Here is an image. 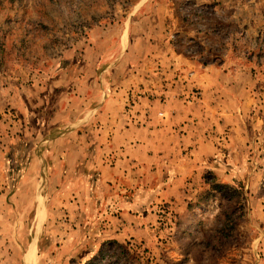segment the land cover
<instances>
[{
	"label": "rangeland",
	"instance_id": "rangeland-1",
	"mask_svg": "<svg viewBox=\"0 0 264 264\" xmlns=\"http://www.w3.org/2000/svg\"><path fill=\"white\" fill-rule=\"evenodd\" d=\"M211 67L264 83V0H0V264H264L247 182L213 190L205 172L164 198L154 169L114 183L106 158L71 168L50 143L122 83L127 113L173 90L195 102ZM125 203L149 225L114 243Z\"/></svg>",
	"mask_w": 264,
	"mask_h": 264
},
{
	"label": "crops",
	"instance_id": "crops-1",
	"mask_svg": "<svg viewBox=\"0 0 264 264\" xmlns=\"http://www.w3.org/2000/svg\"><path fill=\"white\" fill-rule=\"evenodd\" d=\"M228 68L211 67L196 74L202 96L195 102H185L173 90L164 102L141 98L130 113L126 105L131 85L122 83L111 97L88 105L76 127L50 143H62V159L68 167L74 164L71 168L92 157L104 165L106 158L111 164L105 170L118 176L110 177L114 183L119 177H133L136 168V183H144L142 170L154 169L153 178L165 184L164 198L182 195L187 185H201L208 171L223 183L247 182L255 214L264 218V83L244 67ZM131 113L143 124H135ZM130 204L121 205L122 211L111 218L114 226L103 230L107 238L122 240L149 225L148 214L131 212ZM255 242L262 248L264 233Z\"/></svg>",
	"mask_w": 264,
	"mask_h": 264
},
{
	"label": "trees",
	"instance_id": "trees-1",
	"mask_svg": "<svg viewBox=\"0 0 264 264\" xmlns=\"http://www.w3.org/2000/svg\"><path fill=\"white\" fill-rule=\"evenodd\" d=\"M208 174H211L212 176H213V180H211V181H206L207 183H209L210 185L212 184V187H214L213 188V190H215L216 188L215 187H217V188H219V189H221V190H223V189H225V188H227V189H234L233 188V186L230 184V183H223V182H220L219 180H218V177L213 173V172H211V171H208L207 172ZM208 194L210 193V192H207ZM114 243H120V242H118L117 240H115V241H113Z\"/></svg>",
	"mask_w": 264,
	"mask_h": 264
},
{
	"label": "bare ground",
	"instance_id": "bare-ground-1",
	"mask_svg": "<svg viewBox=\"0 0 264 264\" xmlns=\"http://www.w3.org/2000/svg\"><path fill=\"white\" fill-rule=\"evenodd\" d=\"M33 249H34V247L31 249V251H33ZM33 255H35V254H33ZM30 257H31V255H29ZM34 257V256H33Z\"/></svg>",
	"mask_w": 264,
	"mask_h": 264
}]
</instances>
